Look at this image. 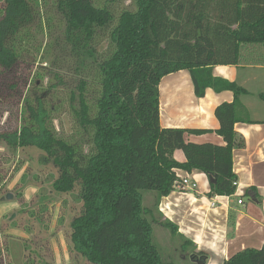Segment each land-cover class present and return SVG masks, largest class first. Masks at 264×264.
I'll use <instances>...</instances> for the list:
<instances>
[{
	"label": "trees",
	"instance_id": "16d2710c",
	"mask_svg": "<svg viewBox=\"0 0 264 264\" xmlns=\"http://www.w3.org/2000/svg\"><path fill=\"white\" fill-rule=\"evenodd\" d=\"M132 2L133 8L117 14L93 0H55L77 74L70 90L74 140L69 141L51 127L50 113L57 106H47L37 93V79H32L34 89L27 88L32 62L21 57L40 17L38 0L0 4V141L13 152L41 150L43 162L57 169L55 191L69 192L79 184L83 206L70 222V239L91 264H173L160 256L152 229L160 224L177 232L156 216L158 200L174 189L176 169L203 172L209 194L235 193L232 153L244 139L234 125L245 119L239 97L247 91L213 76L212 67L238 65L251 57L248 49L257 51L255 46L264 52V0ZM104 34L108 47L100 49L97 41ZM180 70L190 73L197 97L207 88L233 92V101L214 110L224 144L184 138L205 129L160 125L159 83ZM176 150L185 161L174 158ZM144 190L155 192L152 206H143ZM192 244L185 240L184 246ZM195 254L190 258L196 263ZM1 259L0 252V264ZM223 264H264V243L232 254Z\"/></svg>",
	"mask_w": 264,
	"mask_h": 264
},
{
	"label": "rangeland",
	"instance_id": "374dc122",
	"mask_svg": "<svg viewBox=\"0 0 264 264\" xmlns=\"http://www.w3.org/2000/svg\"><path fill=\"white\" fill-rule=\"evenodd\" d=\"M93 2L107 5L117 14L134 7L132 0ZM38 10L37 25L30 28L33 38L23 43L29 50L21 57L25 62H32L28 92L35 87L32 79H37V93L43 94L47 106H57L50 113L51 127L65 140H74L70 90L77 84V74L73 67L74 56L64 39L66 23L56 9L55 0H38ZM97 42L100 49L108 47L105 34ZM182 74L187 76L188 73L185 70ZM182 74L176 72L173 78ZM161 95L163 98L164 85ZM42 159V151L35 147L13 152L0 141L1 263L91 264L70 239V222L83 206L80 186L75 184L69 192L55 191L52 183L57 169L51 161L43 162ZM7 193L12 194L11 199L5 198ZM142 194L143 206H152L155 192L144 190ZM152 240L163 260L173 264H196L190 258L191 248L183 245L177 232L153 224Z\"/></svg>",
	"mask_w": 264,
	"mask_h": 264
},
{
	"label": "crops",
	"instance_id": "0c3cea01",
	"mask_svg": "<svg viewBox=\"0 0 264 264\" xmlns=\"http://www.w3.org/2000/svg\"><path fill=\"white\" fill-rule=\"evenodd\" d=\"M255 48L257 51L248 49L251 57H245L238 65L212 67L213 76L233 81L247 91L239 97L240 113L245 119L234 125L237 135L244 139V146L232 153L235 193L209 194V178L203 172L178 169L179 175L189 174L197 181V190L173 189L158 200L157 215L177 227L183 245L185 240L193 243L188 247L190 254L196 253L197 264H223L232 254L245 248H259L264 243V52L260 46ZM174 73L162 77L159 83L160 125L205 129L200 134L185 133L184 138L195 143L224 144L216 132L219 122L214 110L223 102L233 101V92L207 88L203 97H197L190 73L173 78ZM166 80L169 82L165 83ZM173 156L179 162L185 161L181 150ZM238 199H242L241 204ZM210 201L216 205L211 207Z\"/></svg>",
	"mask_w": 264,
	"mask_h": 264
},
{
	"label": "built area",
	"instance_id": "2783aa9c",
	"mask_svg": "<svg viewBox=\"0 0 264 264\" xmlns=\"http://www.w3.org/2000/svg\"><path fill=\"white\" fill-rule=\"evenodd\" d=\"M177 170L178 169L175 170L176 179L174 181L173 188L182 192H195L198 186L197 181L189 174H185L184 176L179 175ZM233 184L237 186L236 181H234ZM237 202L241 204L242 199H238ZM209 205L214 207L216 204L214 201H210Z\"/></svg>",
	"mask_w": 264,
	"mask_h": 264
},
{
	"label": "water",
	"instance_id": "95a60500",
	"mask_svg": "<svg viewBox=\"0 0 264 264\" xmlns=\"http://www.w3.org/2000/svg\"><path fill=\"white\" fill-rule=\"evenodd\" d=\"M6 199H11L12 198V194L11 193H7L5 196ZM201 264H204L203 262Z\"/></svg>",
	"mask_w": 264,
	"mask_h": 264
}]
</instances>
